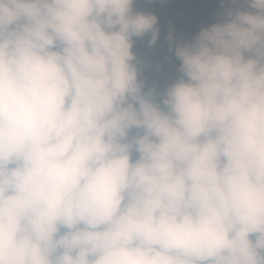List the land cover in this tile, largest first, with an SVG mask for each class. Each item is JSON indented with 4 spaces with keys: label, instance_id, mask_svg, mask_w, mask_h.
<instances>
[{
    "label": "clouds",
    "instance_id": "1",
    "mask_svg": "<svg viewBox=\"0 0 264 264\" xmlns=\"http://www.w3.org/2000/svg\"><path fill=\"white\" fill-rule=\"evenodd\" d=\"M242 2L159 91L136 0H0V264H264V0Z\"/></svg>",
    "mask_w": 264,
    "mask_h": 264
},
{
    "label": "rangeland",
    "instance_id": "2",
    "mask_svg": "<svg viewBox=\"0 0 264 264\" xmlns=\"http://www.w3.org/2000/svg\"><path fill=\"white\" fill-rule=\"evenodd\" d=\"M139 10L158 13V41L171 43L165 51L149 53L133 46L136 61L142 65L143 76L146 79H156L157 73L164 64H168L167 75L160 79L166 85L178 77L179 60L175 56L178 43L190 40L201 28L207 27L224 18L227 7H245L242 0L233 5L228 0L222 3H207L205 0H136ZM171 35V39L169 36Z\"/></svg>",
    "mask_w": 264,
    "mask_h": 264
},
{
    "label": "trees",
    "instance_id": "3",
    "mask_svg": "<svg viewBox=\"0 0 264 264\" xmlns=\"http://www.w3.org/2000/svg\"><path fill=\"white\" fill-rule=\"evenodd\" d=\"M207 3H218L221 0H205ZM154 14L157 16L158 18V13L155 11ZM157 27L159 29V20L157 23ZM159 35V34H158ZM150 39V34H146L143 37L140 38H134V43L133 46L137 47L141 50L147 51L149 53H159L162 51H165L169 46H171V43H162L160 44L158 41V38L155 42V44H149L148 40ZM137 66H138V75L139 78L144 82V86H145V90L152 88L153 86H155L159 91H163V89L165 88L162 85V82L160 81L161 78L165 77L167 75V69H168V64H164L162 69L157 73V78L156 79H146L143 76V70H142V65L140 62L136 61Z\"/></svg>",
    "mask_w": 264,
    "mask_h": 264
}]
</instances>
